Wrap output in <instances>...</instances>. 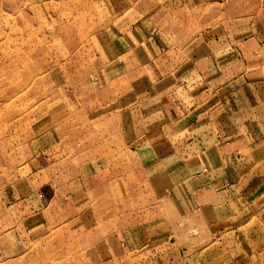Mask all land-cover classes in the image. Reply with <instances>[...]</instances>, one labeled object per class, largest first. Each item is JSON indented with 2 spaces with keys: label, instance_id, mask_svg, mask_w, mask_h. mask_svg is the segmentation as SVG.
<instances>
[{
  "label": "crops",
  "instance_id": "obj_1",
  "mask_svg": "<svg viewBox=\"0 0 264 264\" xmlns=\"http://www.w3.org/2000/svg\"><path fill=\"white\" fill-rule=\"evenodd\" d=\"M94 12L93 80L49 111L73 156L41 151L5 185L0 251L264 264V0H97Z\"/></svg>",
  "mask_w": 264,
  "mask_h": 264
},
{
  "label": "rangeland",
  "instance_id": "obj_2",
  "mask_svg": "<svg viewBox=\"0 0 264 264\" xmlns=\"http://www.w3.org/2000/svg\"><path fill=\"white\" fill-rule=\"evenodd\" d=\"M95 1L0 0V213L8 205L3 188L23 174L20 168L27 161L48 149H59V157L73 156L66 154L73 143L70 131L57 139L49 111L59 100L71 103L74 94H86L87 88L79 84L93 80L89 70L97 63L91 55L97 28L90 26L98 19ZM90 129H96L94 122ZM52 245L16 258L0 251V264L74 262L71 250ZM78 258L76 262L85 264Z\"/></svg>",
  "mask_w": 264,
  "mask_h": 264
}]
</instances>
